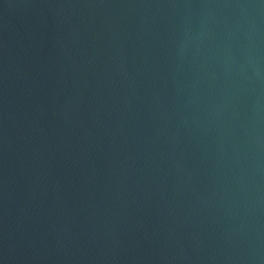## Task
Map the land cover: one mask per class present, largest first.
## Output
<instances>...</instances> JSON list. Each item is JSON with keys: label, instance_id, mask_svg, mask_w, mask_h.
Returning a JSON list of instances; mask_svg holds the SVG:
<instances>
[{"label": "water", "instance_id": "95a60500", "mask_svg": "<svg viewBox=\"0 0 264 264\" xmlns=\"http://www.w3.org/2000/svg\"><path fill=\"white\" fill-rule=\"evenodd\" d=\"M0 264H264V0H0Z\"/></svg>", "mask_w": 264, "mask_h": 264}]
</instances>
